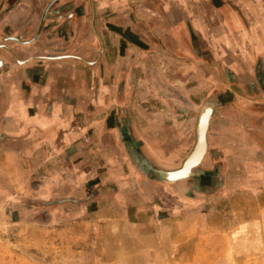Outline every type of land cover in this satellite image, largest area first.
<instances>
[{"label":"rangeland","instance_id":"1","mask_svg":"<svg viewBox=\"0 0 264 264\" xmlns=\"http://www.w3.org/2000/svg\"><path fill=\"white\" fill-rule=\"evenodd\" d=\"M227 5L243 19L242 41L230 49L237 57L211 59V80L201 73L179 80V87L184 85L178 102L194 97L193 107L169 97L176 85L167 79L157 110H136L138 103L149 102L141 100L136 78L130 107L113 113L119 120L115 142L100 138L102 151L91 160L99 162L95 173L33 176L18 191L0 190V264H264V146L251 148L238 136L217 133L227 131L224 124L247 118L236 106L241 97L264 113V93L247 94L243 80L226 72L250 77L257 67L264 73V0H227ZM208 100L218 106L211 118L216 133L207 134V151L197 167L205 179L167 184L135 168L121 126L152 163L174 168L193 146L197 116ZM145 113L156 122L148 125ZM138 116L145 131L137 134L129 123ZM261 116L255 125L264 122Z\"/></svg>","mask_w":264,"mask_h":264},{"label":"crops","instance_id":"2","mask_svg":"<svg viewBox=\"0 0 264 264\" xmlns=\"http://www.w3.org/2000/svg\"><path fill=\"white\" fill-rule=\"evenodd\" d=\"M52 1L0 0V190L18 191L33 176L95 173L100 138L115 142L113 113L129 105L136 78L141 100L149 101L136 110H157L164 80H174L166 92L177 103L179 80L200 73L211 80V59L232 62L230 49L242 41L243 19L227 0ZM226 72L243 80L247 94L264 93L257 67L250 77ZM186 97L193 107L194 97ZM240 99L237 109L247 118L217 133L263 148L264 122L253 120L264 113L250 107L259 105L252 99ZM142 117L148 125L157 120ZM141 121L128 122L133 132L145 131ZM212 125L208 137L216 133Z\"/></svg>","mask_w":264,"mask_h":264},{"label":"water","instance_id":"3","mask_svg":"<svg viewBox=\"0 0 264 264\" xmlns=\"http://www.w3.org/2000/svg\"><path fill=\"white\" fill-rule=\"evenodd\" d=\"M43 21V20H42ZM42 22L40 20V24L38 28H41ZM17 37L10 36L9 39L16 40ZM21 41V40H20ZM259 85L262 89H264V81L261 80ZM218 103L215 100H208L204 102L200 108V111L197 116L196 124H195V140L194 144L186 154V156L181 160L180 164L174 168H162L160 166L152 163L141 151L140 146L133 136L132 132L125 126H121L119 128L120 138L124 149L129 156L131 162L135 166L137 170H139L146 178H152L157 181H161L167 184H173L175 182L188 179V178H196L199 181L205 179L206 174L200 170H197V167L202 163L203 158L207 151V134L210 126V120L212 115L214 114ZM208 108L210 110V114L206 120L205 126L202 129V132L199 131L201 127V119L202 114L205 112V109ZM199 132L201 134L200 145L204 144V151L198 158L196 157V161L191 162V156H193L196 150L199 147Z\"/></svg>","mask_w":264,"mask_h":264},{"label":"bare ground","instance_id":"4","mask_svg":"<svg viewBox=\"0 0 264 264\" xmlns=\"http://www.w3.org/2000/svg\"><path fill=\"white\" fill-rule=\"evenodd\" d=\"M210 114V110L208 108L205 109V112L202 114V119H201V127L199 128V131L202 132V129L204 128L205 126V123H206V120L208 118ZM199 132V147L198 149L196 150L195 154L193 156H191V162L194 161L196 159V157L198 156V158L200 157V155L203 153L204 151V144L203 145H200V140H201V134ZM196 161V160H195Z\"/></svg>","mask_w":264,"mask_h":264},{"label":"flooded vegetation","instance_id":"5","mask_svg":"<svg viewBox=\"0 0 264 264\" xmlns=\"http://www.w3.org/2000/svg\"><path fill=\"white\" fill-rule=\"evenodd\" d=\"M55 1H57V0H53V1H52V4H53ZM49 8H50V7H49ZM6 36H7V35H6ZM10 36H13V35H10Z\"/></svg>","mask_w":264,"mask_h":264}]
</instances>
